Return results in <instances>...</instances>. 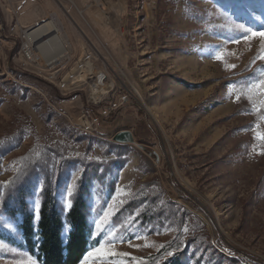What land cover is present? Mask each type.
<instances>
[{
    "label": "rangeland",
    "instance_id": "1",
    "mask_svg": "<svg viewBox=\"0 0 264 264\" xmlns=\"http://www.w3.org/2000/svg\"><path fill=\"white\" fill-rule=\"evenodd\" d=\"M78 1L55 0L70 54L55 71H26L24 38L0 36V230L18 234L1 206L34 166L36 216L44 191L67 212L90 187L98 242L81 264H264V4ZM77 46L131 102L94 135L72 123L100 116L93 83L60 89ZM125 131L136 144L114 141ZM0 264L37 263L0 240Z\"/></svg>",
    "mask_w": 264,
    "mask_h": 264
},
{
    "label": "trees",
    "instance_id": "2",
    "mask_svg": "<svg viewBox=\"0 0 264 264\" xmlns=\"http://www.w3.org/2000/svg\"><path fill=\"white\" fill-rule=\"evenodd\" d=\"M262 3L264 4V0H254L252 8L255 9ZM262 10L260 12L253 10V13L262 19ZM78 95L73 93L71 97ZM34 174V166L28 167L26 172L16 179L15 188H12L16 195L4 199L1 209L15 223L18 234L12 236L0 230V240L27 253L37 264L83 263L98 242V239L94 238V228L89 222L90 213L86 200L90 192L89 185L85 180L81 181L73 205L67 212L51 190L44 191L42 205L36 216L26 205V199L30 196L28 181ZM178 191L181 192V189L178 188ZM184 257L179 254L177 257L169 258L164 264H186Z\"/></svg>",
    "mask_w": 264,
    "mask_h": 264
},
{
    "label": "built area",
    "instance_id": "3",
    "mask_svg": "<svg viewBox=\"0 0 264 264\" xmlns=\"http://www.w3.org/2000/svg\"><path fill=\"white\" fill-rule=\"evenodd\" d=\"M47 23H43L40 26H37L36 28L41 27ZM28 34H30V32H23V38L25 40V43H23L24 53V48L27 41L26 37ZM32 54L35 59L33 62H31V64L39 67V62L43 59L47 62L45 68L49 71H55L63 63L61 62L57 65H50L47 61V58L43 54L39 53L36 56L35 50L32 51ZM95 61L96 58L93 53L88 52L83 54L81 57L78 58L75 66L69 70L68 74L65 77V81H62L60 83V89L62 91L67 90L70 86H79L85 83L88 84V81L92 82V85L94 86L97 84V81H99L100 78L102 82L107 84L108 87L106 90V94L98 95L94 99V101H92L95 106L100 108V116L93 115L91 116V118H88L83 114L78 121H75L74 119L72 122L76 129L85 132L89 135H94L95 133H98L101 124H105L106 122H108V120L111 119L122 106L129 105L131 103L129 97L127 96H124L119 103L109 98V96L113 92V90L110 89L108 84L109 78L104 72L100 71L97 68V66L95 65ZM98 75L100 76V78ZM93 86H91L92 90Z\"/></svg>",
    "mask_w": 264,
    "mask_h": 264
},
{
    "label": "crops",
    "instance_id": "4",
    "mask_svg": "<svg viewBox=\"0 0 264 264\" xmlns=\"http://www.w3.org/2000/svg\"><path fill=\"white\" fill-rule=\"evenodd\" d=\"M77 5L78 8L83 7L84 1L79 0ZM56 14L55 0H0V21L2 25L0 36L8 39L10 41L8 43L15 45L23 37L24 31L49 22ZM82 55L83 48L77 46L75 59ZM46 65L47 62L42 59L38 68L31 65L33 71L29 69H26V71L38 75L42 71H46Z\"/></svg>",
    "mask_w": 264,
    "mask_h": 264
},
{
    "label": "bare ground",
    "instance_id": "5",
    "mask_svg": "<svg viewBox=\"0 0 264 264\" xmlns=\"http://www.w3.org/2000/svg\"><path fill=\"white\" fill-rule=\"evenodd\" d=\"M59 22L55 16L52 21L35 28L33 32L27 35L24 51L28 63L33 62L35 59L32 54L33 50L43 54L50 65H57L70 57L69 44L66 38L59 34L63 31ZM107 87V84L102 82L100 78L97 84L93 86L92 97L96 98L98 95L106 94Z\"/></svg>",
    "mask_w": 264,
    "mask_h": 264
},
{
    "label": "water",
    "instance_id": "6",
    "mask_svg": "<svg viewBox=\"0 0 264 264\" xmlns=\"http://www.w3.org/2000/svg\"><path fill=\"white\" fill-rule=\"evenodd\" d=\"M36 28V27H35ZM35 28H32L28 30V32H33ZM114 141L119 144H136L135 138L131 132L125 131V132H120L115 135Z\"/></svg>",
    "mask_w": 264,
    "mask_h": 264
},
{
    "label": "snow or ice",
    "instance_id": "7",
    "mask_svg": "<svg viewBox=\"0 0 264 264\" xmlns=\"http://www.w3.org/2000/svg\"><path fill=\"white\" fill-rule=\"evenodd\" d=\"M261 35H264V34H261Z\"/></svg>",
    "mask_w": 264,
    "mask_h": 264
}]
</instances>
